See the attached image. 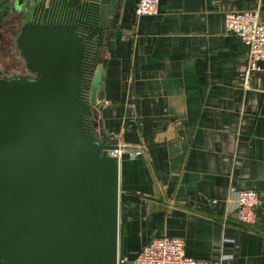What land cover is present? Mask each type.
<instances>
[{
	"label": "crops",
	"instance_id": "obj_1",
	"mask_svg": "<svg viewBox=\"0 0 264 264\" xmlns=\"http://www.w3.org/2000/svg\"><path fill=\"white\" fill-rule=\"evenodd\" d=\"M138 1L119 0L98 51L105 98L95 130L125 146L119 254L133 258L169 233L197 258L264 264V205L243 224L233 192L254 188L264 199V71L245 83L248 45L225 20L228 10H258L264 20V0H159L153 14H139ZM19 4L0 0V25L20 20Z\"/></svg>",
	"mask_w": 264,
	"mask_h": 264
},
{
	"label": "water",
	"instance_id": "obj_2",
	"mask_svg": "<svg viewBox=\"0 0 264 264\" xmlns=\"http://www.w3.org/2000/svg\"><path fill=\"white\" fill-rule=\"evenodd\" d=\"M118 3L20 0L32 75L0 76V264H119L118 144L95 130Z\"/></svg>",
	"mask_w": 264,
	"mask_h": 264
},
{
	"label": "built area",
	"instance_id": "obj_3",
	"mask_svg": "<svg viewBox=\"0 0 264 264\" xmlns=\"http://www.w3.org/2000/svg\"><path fill=\"white\" fill-rule=\"evenodd\" d=\"M159 0H139V14L156 13ZM226 28L229 32L240 35L248 45V63L245 69V83L249 84L250 73L253 70L264 71V20L258 10H228L226 12ZM87 74L86 86L92 83ZM124 145L109 149V153L121 157ZM141 149L131 151L132 156L141 153ZM237 192L236 216L243 224H254L264 205L261 192L254 188L235 189ZM214 202L217 200L214 199ZM119 264H230L224 259L197 258L186 252V239L182 236L162 233L152 236L138 250L133 258L119 254Z\"/></svg>",
	"mask_w": 264,
	"mask_h": 264
},
{
	"label": "flooded vegetation",
	"instance_id": "obj_4",
	"mask_svg": "<svg viewBox=\"0 0 264 264\" xmlns=\"http://www.w3.org/2000/svg\"><path fill=\"white\" fill-rule=\"evenodd\" d=\"M16 20L14 19L13 23L6 24L2 29H0V40L3 43H9V45H14L17 47L16 42ZM18 24L20 23V20L17 22ZM21 28V27H20ZM2 44H0V76H12V75H18V74H23V75H32L31 71L28 70V68L25 65V60L21 56V60H15L13 59V64H10L9 62L4 61V57L1 52ZM18 48V47H17ZM20 53V51H19ZM21 55V53H20ZM3 61V62H2Z\"/></svg>",
	"mask_w": 264,
	"mask_h": 264
},
{
	"label": "rangeland",
	"instance_id": "obj_5",
	"mask_svg": "<svg viewBox=\"0 0 264 264\" xmlns=\"http://www.w3.org/2000/svg\"><path fill=\"white\" fill-rule=\"evenodd\" d=\"M9 19V18H8ZM14 21V18L13 19H9L8 21L7 20H4L2 22V25H0V29H2L4 27V25L6 24H10V23H13ZM20 32V29L19 31L16 33V35ZM0 44H2V48H1V52H2V55L4 57V61L5 62H9L10 64H13V55L15 52L19 51L17 47H15L13 44L12 45H9V43H3L1 42L0 40ZM3 62V61H2ZM141 238V234L140 233H134L131 235L130 237V242L132 244L136 243L139 239Z\"/></svg>",
	"mask_w": 264,
	"mask_h": 264
}]
</instances>
